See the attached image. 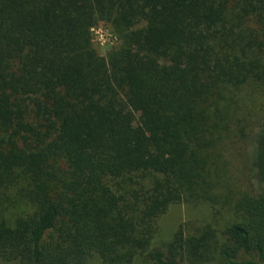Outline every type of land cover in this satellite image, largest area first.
Returning <instances> with one entry per match:
<instances>
[{"label":"trees","instance_id":"obj_1","mask_svg":"<svg viewBox=\"0 0 264 264\" xmlns=\"http://www.w3.org/2000/svg\"><path fill=\"white\" fill-rule=\"evenodd\" d=\"M263 88L264 0H0V262L264 264V131L257 193L225 154ZM180 203L227 214L153 249Z\"/></svg>","mask_w":264,"mask_h":264},{"label":"rangeland","instance_id":"obj_2","mask_svg":"<svg viewBox=\"0 0 264 264\" xmlns=\"http://www.w3.org/2000/svg\"><path fill=\"white\" fill-rule=\"evenodd\" d=\"M99 28L102 29V34H112L107 27L99 26ZM92 37L97 53L104 56L108 46L106 44L100 45L93 34ZM246 101L252 105L250 110H245L248 112L246 116H249L245 129L242 134L237 133L236 141L225 149V154L226 150L228 151V148H230L227 152L229 155L228 161L230 162L229 167L231 166L232 170L238 171V174H232L228 169L229 176L231 175L230 187L235 193L254 194L261 188L252 167V161L255 155V139L264 131V88L250 96ZM226 214L225 211L221 210L220 216L214 215L213 209L205 203L171 205L156 220V233L153 237L152 248L156 249L167 243L180 226L191 231V227H198L206 223L213 225L215 223L214 218L221 224L222 217H226ZM86 264H101V261L96 255H93L87 260ZM209 264H222V261L216 257Z\"/></svg>","mask_w":264,"mask_h":264},{"label":"built area","instance_id":"obj_3","mask_svg":"<svg viewBox=\"0 0 264 264\" xmlns=\"http://www.w3.org/2000/svg\"><path fill=\"white\" fill-rule=\"evenodd\" d=\"M102 32H103L102 29H100L99 27L91 29V33L100 43V45L106 44L108 47L113 46L117 40L114 34L108 35V34H102Z\"/></svg>","mask_w":264,"mask_h":264}]
</instances>
